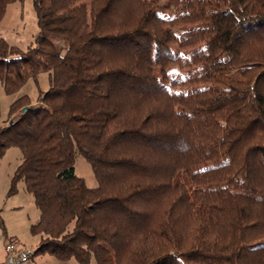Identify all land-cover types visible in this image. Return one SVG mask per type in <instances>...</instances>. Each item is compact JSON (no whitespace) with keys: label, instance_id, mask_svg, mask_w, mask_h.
<instances>
[{"label":"trees","instance_id":"obj_1","mask_svg":"<svg viewBox=\"0 0 264 264\" xmlns=\"http://www.w3.org/2000/svg\"><path fill=\"white\" fill-rule=\"evenodd\" d=\"M32 2L41 32L0 35V83L49 88L11 103L0 157L22 150L10 193L34 196L35 254L264 264V0Z\"/></svg>","mask_w":264,"mask_h":264},{"label":"rangeland","instance_id":"obj_2","mask_svg":"<svg viewBox=\"0 0 264 264\" xmlns=\"http://www.w3.org/2000/svg\"><path fill=\"white\" fill-rule=\"evenodd\" d=\"M41 32L37 12L32 0H18L7 6L6 13L0 22V35L11 44L26 49L36 42ZM49 88V75L42 72L34 79L30 78L18 94H7L0 83V125L9 115L11 103L20 95H29L36 102L40 90ZM22 150L18 146L9 147L0 157V254H3L5 244L13 239L20 245L36 249L39 236L31 231L32 224L37 222L39 209L34 196L24 189V181H19L17 192L10 193L12 178L22 160ZM76 171L84 177L91 187L97 186L98 181L92 165L82 156H76ZM37 217V218H36ZM36 264H98L95 258L88 263H81L75 258L61 260L49 253L35 254L32 259Z\"/></svg>","mask_w":264,"mask_h":264},{"label":"built area","instance_id":"obj_3","mask_svg":"<svg viewBox=\"0 0 264 264\" xmlns=\"http://www.w3.org/2000/svg\"><path fill=\"white\" fill-rule=\"evenodd\" d=\"M36 249L22 246L10 239L5 244V260L0 264H29L35 256Z\"/></svg>","mask_w":264,"mask_h":264},{"label":"crops","instance_id":"obj_4","mask_svg":"<svg viewBox=\"0 0 264 264\" xmlns=\"http://www.w3.org/2000/svg\"><path fill=\"white\" fill-rule=\"evenodd\" d=\"M2 36V35H1ZM24 189H25V184H24ZM39 215H40V213H39ZM37 218V217H36ZM38 218H39V216H38ZM38 220V219H37ZM22 246H24V245H22ZM4 251H5V247H4ZM5 256H6V254H5V252H3V254H0V263H3L4 262V260H5ZM29 264H36V262L34 261V260H32Z\"/></svg>","mask_w":264,"mask_h":264},{"label":"water","instance_id":"obj_5","mask_svg":"<svg viewBox=\"0 0 264 264\" xmlns=\"http://www.w3.org/2000/svg\"><path fill=\"white\" fill-rule=\"evenodd\" d=\"M27 109H28V107H25V108H24V112H26V111H27Z\"/></svg>","mask_w":264,"mask_h":264}]
</instances>
